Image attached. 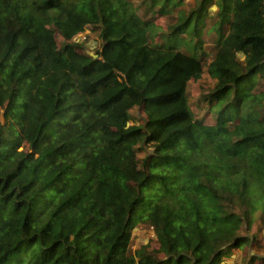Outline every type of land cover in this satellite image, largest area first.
Masks as SVG:
<instances>
[{"label":"trees","instance_id":"trees-1","mask_svg":"<svg viewBox=\"0 0 264 264\" xmlns=\"http://www.w3.org/2000/svg\"><path fill=\"white\" fill-rule=\"evenodd\" d=\"M173 20L131 0H0V264H264L248 251L257 214L264 231V0ZM205 68L212 124L188 96ZM138 224L155 248H131Z\"/></svg>","mask_w":264,"mask_h":264},{"label":"rangeland","instance_id":"rangeland-1","mask_svg":"<svg viewBox=\"0 0 264 264\" xmlns=\"http://www.w3.org/2000/svg\"><path fill=\"white\" fill-rule=\"evenodd\" d=\"M131 1L134 3V5L138 6L140 16H142L145 19H150L154 17L156 24L159 25L161 28L163 27L165 29L168 28L170 23H176V20H173V18L174 16H177L178 12L181 9H186L187 11H189L196 4V0H183V3L180 6L176 7L172 14L160 15L158 13L160 6L156 7L154 12L150 10L148 11V8L146 7V6H149L146 4L148 0H131ZM216 19H217V16L215 14H212L207 17L206 26L204 28L203 35H202V39L204 41L203 49L207 53L206 64H208L212 60V58L214 57L216 53V45H217L216 32L211 31V26L213 25ZM161 28H158V29L160 30ZM76 40L79 42H84L87 49L92 55H95V50L98 49L101 44L99 35L97 33L96 34L92 33L90 30H86L85 32L79 34L76 37ZM159 42H163V40L159 39ZM204 83H207L209 85H212L214 83V81H212L210 77L208 76V73L206 72V68H205V72L203 73L202 81H200V83L195 82V81L189 82V85H188L189 103L192 105L197 118H204L205 122L212 124L214 123L213 117L210 115H206L205 108L200 109L197 106L198 98L202 91L201 86ZM254 91L264 92V81H260ZM1 120L4 121L3 112L1 114ZM256 218L257 219H256L252 232L257 235V240L254 241L252 245L248 247V251H250L252 254H256V253L263 254L264 253V231L262 230L263 228H262V222L260 221V215L257 214ZM155 239H156V236L153 230L151 229V227L148 228L144 226L143 224H138V226L133 230V233H132L131 248L135 250V249L140 248L144 244L146 245L149 244L151 248H155L157 246ZM238 254H240V252L239 253L236 252L233 255V258L226 260V263L227 262L236 263L235 260Z\"/></svg>","mask_w":264,"mask_h":264}]
</instances>
